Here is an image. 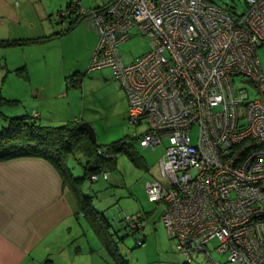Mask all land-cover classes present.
I'll return each instance as SVG.
<instances>
[{"label": "built area", "instance_id": "built-area-1", "mask_svg": "<svg viewBox=\"0 0 264 264\" xmlns=\"http://www.w3.org/2000/svg\"><path fill=\"white\" fill-rule=\"evenodd\" d=\"M245 2L238 13L210 0H101L94 7L70 0L54 15L96 30L89 71L111 68L120 81L129 122L140 129L132 140L152 148L167 142L164 181L148 182L146 192L162 207L186 263L196 252L211 257L208 245L217 240L228 264H264V0ZM135 29L150 49L125 63L119 45ZM240 75L254 97L236 86ZM124 222L143 233L147 218L140 211Z\"/></svg>", "mask_w": 264, "mask_h": 264}, {"label": "crops", "instance_id": "crops-1", "mask_svg": "<svg viewBox=\"0 0 264 264\" xmlns=\"http://www.w3.org/2000/svg\"><path fill=\"white\" fill-rule=\"evenodd\" d=\"M61 9L63 8L57 12ZM54 10L45 0H0V41L33 39L32 44H38L39 47L37 53L32 51L23 55H19L14 47L11 58L7 48L0 47V57L4 58L7 66L5 77L11 75V81L25 77L27 86L30 87L27 100L18 98V102L25 103L24 109L12 115L33 117V113L38 112V121L45 125H60L56 123L63 124L72 120L84 122L85 118L93 125L97 119H103L108 130L107 110L97 112L92 106L95 113H98L94 117L87 116L84 112L87 103L94 102L92 97L89 99L85 82L87 73L90 72L87 63L90 64L97 47L98 34L91 23L86 22L84 34L89 45L87 62L80 66L77 60L75 66H70L65 60V52L61 55L54 49L51 53V43L57 40L61 42L71 32L65 33L63 26H60L65 24L54 19L57 13ZM25 44L27 42L13 46L19 48L18 45ZM53 68L55 69L52 70ZM102 70L94 75V79L102 85H110V68ZM2 72L0 71V85L4 81ZM76 88H81V91ZM94 88H90L91 94ZM123 98L126 101L124 96ZM64 99L66 103L63 102ZM3 115L14 117L5 113ZM96 130V138L100 139L104 129L101 133L96 126ZM89 194L94 196V206L104 211L102 201H95L99 191ZM108 213L109 211L105 212V215L110 219ZM146 218L145 227L148 225V216ZM81 219L87 225L86 230L85 226H81V232L73 230L78 223L81 224ZM90 230L93 231L79 211L72 193L64 186L59 171L50 162L36 156L0 162V264H64L66 260H63V256L73 257V252L82 251L87 243L90 247ZM93 233L101 248L98 250L99 257L94 258L92 264H116L104 248L100 236L94 231ZM82 235L87 238V243L79 238ZM91 247L90 251H94ZM64 252L67 253L63 255Z\"/></svg>", "mask_w": 264, "mask_h": 264}, {"label": "rangeland", "instance_id": "rangeland-1", "mask_svg": "<svg viewBox=\"0 0 264 264\" xmlns=\"http://www.w3.org/2000/svg\"><path fill=\"white\" fill-rule=\"evenodd\" d=\"M46 4L51 5L55 8V12L60 8H66L67 3L70 0H45ZM217 4L231 8L238 13H242L246 9L245 0H213ZM83 3L87 7H94L101 3V0H83ZM63 26L65 30L69 24L65 23ZM87 23L83 20H79L75 25L73 30H71L69 35H66L61 42L53 41L51 43V53L54 52L61 54L65 52V60L70 66H75L77 60L81 65H85L87 62L86 54L89 50V45L87 39L85 38L84 32ZM21 41H26L27 44L13 46L7 45L2 46L7 48L9 58L13 53V48L18 50L19 55L25 53H35L38 52V44H32V40L20 39ZM28 40V41H27ZM31 43V44H29ZM1 47V46H0ZM25 47V48H24ZM25 49V50H23ZM120 52L122 54L125 63H131L137 57L146 53L150 49L149 40L138 33L135 29L132 31V36L120 43ZM259 58L264 72V44L258 49ZM11 60V59H10ZM61 60V58H59ZM39 62V61H38ZM90 62V61H89ZM4 58L0 57V71L2 72V79L4 80L2 85H0V100L5 104L1 106V111L9 116H14L12 114H17L22 112L25 107V103L18 102L23 98L28 99L29 89L25 77L16 78V81H11V75L5 77L6 65L4 64ZM89 65V63H87ZM88 68V67H87ZM53 68L52 70H54ZM105 69V68H104ZM102 69L90 71L87 73L86 89L88 91L89 99H93V103L90 101L86 105L85 115L87 116H98L95 113L94 106L98 111L107 110V121L109 122V129L106 130V124H104L103 119H97L96 124H91L96 130V126L102 130L104 133L98 138V143L109 144L120 139H132L134 132L139 131V127L133 125L129 122L128 112H129V102L125 90L122 88L121 83L115 78L112 69L110 68V85H102L96 82L94 75L102 72ZM18 83V85H16ZM15 84V85H14ZM110 86V87H109ZM236 86L245 87L251 97L255 96V89L250 83L249 79L240 75L236 78ZM91 87H95L91 94ZM97 87V88H96ZM76 90L81 91V88H76ZM11 96V97H7ZM123 96L126 98L124 100ZM16 98V99H13ZM10 100L11 102H6ZM28 104L27 101H24ZM66 103V100H63ZM97 102V103H96ZM126 102V103H125ZM86 120V121H85ZM88 119H84V122ZM102 121L103 123L98 124L97 122ZM7 124V120L0 116V129L3 125ZM55 124V123H53ZM61 124V123H56ZM52 125V123H49ZM7 126V125H6ZM103 136V137H102ZM98 137V134H97ZM133 141V140H130ZM134 146L131 147L130 151H120L116 153L117 166L115 169H110L109 179H100L96 182H86L84 186V191L86 193H92V191H99V194L95 196V201L101 200V206L105 207L104 212L109 211L110 220L114 225V228L118 231L122 238H118L119 250L125 259L130 262V264H181L186 261L185 257L179 254L177 250L176 241L170 237L161 221L162 207L157 202H151L148 199L146 192V185L148 182H154L156 180L164 181L161 177L160 160L165 153V147L167 142L152 148V147H142L138 140H134ZM133 153V154H132ZM70 166L73 167V173L75 176H80L83 173V167L78 160H71ZM108 207V208H106ZM145 212L148 216V225L144 228L143 233H133L128 227H126L124 222V217L126 214H135L138 212ZM87 228L86 223L81 219V224L78 223L73 230H80L82 227ZM86 230V229H85ZM145 235V241L138 245V238ZM87 243L86 237H79ZM78 238V239H79ZM88 239L91 241L90 247L94 248V251H90L88 243L86 247H83L82 251L73 252V257L67 258L63 256L64 264H92L94 258H98V250L101 248L96 241V237L93 231L90 230ZM218 241L213 240L209 243L208 248L211 250V258L206 256L204 252H197L192 261L189 264H215V261H221L222 263L228 264L227 254H220L215 250ZM91 247V248H92ZM67 252H64L66 254ZM61 257V256H60ZM75 257V258H74ZM178 261H181L178 263Z\"/></svg>", "mask_w": 264, "mask_h": 264}, {"label": "trees", "instance_id": "trees-1", "mask_svg": "<svg viewBox=\"0 0 264 264\" xmlns=\"http://www.w3.org/2000/svg\"><path fill=\"white\" fill-rule=\"evenodd\" d=\"M78 21V18L71 19L65 33L71 31ZM29 40L33 41V39ZM22 42L26 41H0V46ZM6 102L11 101L6 100ZM3 104L5 103L0 100V114L7 120V126L3 125L0 129V162L26 156L41 157L50 162L59 171L64 186L72 193L79 211L83 213L91 229L100 236L110 257L116 264H129L119 250L118 238L122 237L105 212L94 206V196L86 193L84 186L86 182H96L91 180L93 174L115 169L116 153L129 152L134 146V140L123 138L101 145L97 141H92L88 132L79 127L81 122L72 120L60 125H45L34 116L7 117L1 111ZM73 159L78 160L83 167L80 176H75L73 167L70 166V161ZM143 213L147 216L145 212ZM130 231L135 234L139 232L137 229ZM138 240L143 243L145 235Z\"/></svg>", "mask_w": 264, "mask_h": 264}, {"label": "water", "instance_id": "water-1", "mask_svg": "<svg viewBox=\"0 0 264 264\" xmlns=\"http://www.w3.org/2000/svg\"><path fill=\"white\" fill-rule=\"evenodd\" d=\"M79 127L83 130H86L91 138L92 141L96 142L97 138H96V132L95 129L93 128V126L88 123V122H81Z\"/></svg>", "mask_w": 264, "mask_h": 264}, {"label": "flooded vegetation", "instance_id": "flooded-vegetation-1", "mask_svg": "<svg viewBox=\"0 0 264 264\" xmlns=\"http://www.w3.org/2000/svg\"><path fill=\"white\" fill-rule=\"evenodd\" d=\"M62 21V19L58 20V22Z\"/></svg>", "mask_w": 264, "mask_h": 264}]
</instances>
